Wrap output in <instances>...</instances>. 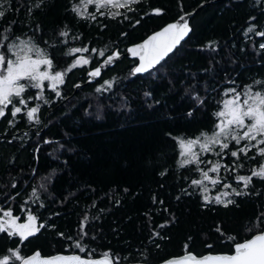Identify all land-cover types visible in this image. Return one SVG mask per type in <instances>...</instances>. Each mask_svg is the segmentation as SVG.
Instances as JSON below:
<instances>
[{
	"label": "trees",
	"instance_id": "obj_1",
	"mask_svg": "<svg viewBox=\"0 0 264 264\" xmlns=\"http://www.w3.org/2000/svg\"><path fill=\"white\" fill-rule=\"evenodd\" d=\"M84 1L0 0V44L27 39L64 73L57 89L26 88V106L13 98L21 113L13 117L9 105L0 118V217L10 211L25 221L31 213L38 225L27 239L0 232V262L19 264L37 250L109 255L116 264L232 253L235 243L264 231V180L252 177L245 187L237 179L259 170L264 156L252 148L237 160L233 141L221 155L216 147L199 165L188 164L179 139L216 130L228 89L264 92V36L257 35L264 0H136L115 13L90 5L83 15ZM203 4L190 37L159 66L135 73L138 61L124 57L84 84L107 55ZM81 57L89 63L72 67ZM216 164L218 172L208 171L219 181L210 197L192 182Z\"/></svg>",
	"mask_w": 264,
	"mask_h": 264
},
{
	"label": "snow or ice",
	"instance_id": "obj_2",
	"mask_svg": "<svg viewBox=\"0 0 264 264\" xmlns=\"http://www.w3.org/2000/svg\"><path fill=\"white\" fill-rule=\"evenodd\" d=\"M95 2L100 3L101 7H105L107 4L112 3V0H87L89 4ZM73 11H77V8L74 7ZM155 11L156 14H159V10ZM4 15V11H0V18H3ZM181 20H183V17H181ZM189 31L190 28L186 21L182 24H170L161 31L149 36L137 48L130 49L129 51L133 55H138L140 59V64L134 69V72H145L159 64L169 53L173 52ZM248 31H253V28L250 27ZM61 35H67V33H61ZM257 35L264 36V32H259ZM14 47L16 48L15 51L13 50ZM260 47L264 48V44H261ZM0 48H6L7 52L15 57V59L10 58L4 51H0V118L5 117V110L9 105H13L11 112L13 117L21 113V107L15 106L13 98H19L17 101L19 104L27 105V101L22 97L26 85L21 83V81H27L30 86L37 88L41 87L42 81L44 80L52 81L53 87L56 83L63 82V72L56 71L51 73L47 70L41 71V66H45L46 69H51L53 61L42 50L29 46L28 42L21 41V45L16 46L0 44ZM87 51V48L72 50L73 53ZM32 54H35L37 58L34 59ZM100 55H103V53H100ZM112 59L113 57L110 56L106 63L111 62ZM81 63L88 64L89 60L81 57L75 61L72 67H76ZM99 74L100 68H96L90 72L91 76H98ZM105 83L110 86V82L106 81ZM226 95L229 98L222 101L220 110L215 113L218 118L215 125L216 130L211 135L202 133L203 140H201V137H197L195 140L181 141V146L185 148V152L182 155L190 157L186 158L184 163H196L199 165L202 162L199 155L193 151L194 146L197 144L200 145L201 150L204 152L212 151L213 146H218L219 151L215 154L219 156L225 149H229L230 142L234 141L237 147L236 150L231 151V156L237 160H239L241 155L247 156L252 148H257L258 154L264 156V92H253L252 88L248 87L241 93L235 88H230L227 90ZM200 103L203 104L204 101L201 100ZM37 111L38 109L36 107L31 108L27 112L28 118H33ZM189 115H192V113L189 112ZM219 167V164L213 165L209 171L218 172ZM203 176L205 179H211L208 171H204ZM252 177H259L264 180V165H261L259 170H253L251 176H239L237 179L238 181L244 182V186L247 187ZM218 182V180L212 179L213 184ZM192 183L199 185L202 181L194 180ZM225 187L231 186L225 185ZM233 191L235 192V189ZM235 194L242 195L243 193L235 192ZM216 202L224 203L219 197H217ZM230 203L233 202L231 200L227 201L225 206ZM4 216L11 217V212H4ZM17 219L13 218L10 222H5L9 224V228L15 229L9 232V235L18 234L22 239H27L28 236L33 235L31 222L35 220V217L29 215L28 223L19 225L16 224ZM5 231H8V229L4 227V224H0V232ZM15 255L16 259H22L18 251ZM38 256L39 254L37 253L31 259L23 258V264H56L57 261L61 260L68 262L75 261L76 264H110L107 256L98 261H88L78 256L37 260ZM189 261L192 264H264V231H259L251 239L245 240L244 242L235 243L234 252L231 255L209 256L204 258L189 256L183 260L176 259L166 262V264H188ZM7 262L8 257H5L0 264H7Z\"/></svg>",
	"mask_w": 264,
	"mask_h": 264
},
{
	"label": "water",
	"instance_id": "obj_3",
	"mask_svg": "<svg viewBox=\"0 0 264 264\" xmlns=\"http://www.w3.org/2000/svg\"><path fill=\"white\" fill-rule=\"evenodd\" d=\"M204 6H205V4L200 5L196 10L186 12V13L182 14L180 17H178L176 20L171 21V22H169L168 24L164 25L163 27H161V28H159V29L153 31V32L150 33L145 39H143V40H141L140 42H137V43L132 44L131 46H129V47L127 48V50H126L124 53H120L118 50H116V51L110 53V54L107 55V56H106V57H105V58H104V59H103V60H102V61H101V62H100L95 68H93V69H91V70L89 71V73H88V79H87V81H86L84 84H85V85H88V84H94V83H96L99 79L102 78L103 74H104L108 69L114 67V66H115L118 62H120L124 57H127V58H129V59H136V60L138 61V65H137V67H138L139 64H140L139 56H138V55H133V53H132L131 51H129L130 49L137 48V46H138V45H141V44H142V43H143V42H144L149 36H151V35H153V34L159 32V31H161L164 27H166V26H168V25H170V24H174V23H180V24H182V23H184V22L186 21V22L188 23V25H189L190 31H189L188 34L184 37V39L181 40L180 44L177 45V47L173 50V52H174V51H175V50H176V49H177L182 43H184L185 41H187V39L190 37V35H191V33H192L191 20H192V18H193V16H194L195 12H196L197 10H200V9H201L202 7H204ZM181 17H183V20H181ZM173 52H172V53H173ZM172 53H169V55L172 54ZM169 55H168L167 57H165V59L162 60L159 64H157V65H155L154 67L150 68L148 71L153 70L154 68H156L157 66H159L162 62H164V61L169 57ZM110 56L113 57V59L111 60V62L106 63V61L108 60V58H109ZM96 68H100V74H99L98 76H91V75H90V72H91V71H94ZM148 71L141 72V73H146V72H148ZM78 88H79V86L77 85V86H76V90H77ZM251 238H252V237H251ZM251 238H250V239H251ZM233 252H234V251H233ZM233 252H232V253H207V254L202 255V256H198V255H196V254L193 253V252H189V253L182 254V255H180V256L171 257V258H169V259H167V260H165V261H163V262H161V263H158V264H166V262L174 261V260H176V259L183 260L184 258L189 257V256H195V257H197V258H204V257H209V256H213V257H214V256H219V255H231V254H233ZM37 253L39 254V256L37 257V260H49V259H52V258H54V257H73V256H78V257H80V258H82V259H84V260H88V261H98V260H101V259L105 258V256H107V258H108L109 261H110V264H116V263L114 262V260L112 259V257L109 256V255H103V256H100V257H94V258H92V257H85V256H82V255H80V254H78V253H70V254L58 253V254H55V255L44 256V255H42V253H41L39 250L33 252L32 254H30V255H28V256H26V257H24V258H29V259H31V258H32L35 254H37ZM19 264H23V259L20 261ZM56 264H76V262H75V261L68 262V261L61 260V261H57ZM120 264H144V263H120ZM188 264H192V262L189 261Z\"/></svg>",
	"mask_w": 264,
	"mask_h": 264
},
{
	"label": "rangeland",
	"instance_id": "obj_4",
	"mask_svg": "<svg viewBox=\"0 0 264 264\" xmlns=\"http://www.w3.org/2000/svg\"><path fill=\"white\" fill-rule=\"evenodd\" d=\"M133 1H136V0H112V3L107 4V5L105 6V8L108 9L110 13H115L116 11L118 12L119 9L125 7L126 5L132 3ZM90 5H93V6L95 7L96 10H99V9L103 8V7L100 6V3H98V2H95V3H91V4H89V3H87V0H86V1H84V2L82 3L81 7L78 8V11L84 15V14L87 13V10H88V8H89ZM21 41L28 42L29 46L34 47V48H36V49H40V50H42L40 46H37L36 44L32 43L31 41H29V40H27V39H23V40H20V41H17V42L11 43L10 45H11V46L21 45ZM1 49H2V48H0V51H1ZM13 50L15 51L16 48L14 47ZM42 52L44 53L43 50H42ZM44 54H45V53H44ZM32 55H33V58H34V59L37 58L35 54H32ZM45 55H46V54H45ZM46 56H47V55H46ZM9 57L15 59V57L12 56L11 53H10V56H9ZM47 57H48V56H47ZM85 59H87V58H85ZM88 60H89V59H88ZM74 63H75V61H74ZM74 63H73V64H74ZM81 64H83V63H81ZM45 70H47V71H49V72H51V73L56 72V71L53 70V67H52L51 69H46L45 66H41V71H45ZM59 72H62V71H59ZM21 83H24V84L26 85L25 89L28 88V87L30 86L29 82L21 81ZM33 83H34V82H33ZM60 84H61V83H56L55 86L53 87V82H52V81H50V80H44V81H42L41 87H39V88L34 87V88H36V89H42V88L45 87V85H47V87H49V88L57 89V87H58ZM31 87H32V86H31ZM99 87L101 88L102 86H99ZM252 91H253V90H252ZM253 92H255V91H253ZM22 94H23V93H22ZM228 98H229V96H227L224 100H226V99H228ZM208 135H211V133L208 134ZM189 140H195V139H189ZM201 140H203V137H201ZM181 141H188V139H182V138L179 139V146H180V151H181V156H182V162L184 163V160H185L186 158H190V157H186V156L182 155V153L185 152V148L181 146ZM216 147H218V146H213V150H212V151H214ZM193 151L196 152L199 156H200L201 154L206 153V152H204V151L201 150L199 144H197V145L194 146ZM208 152H211V151H208ZM211 168H212V167H211ZM207 171H209V170H207ZM209 177H211V176H209ZM212 179H214V177H213V178L211 177V179H205L204 176H203L202 179L200 180V181H202L201 185H202V187L204 188L203 191H204L208 196H210V197H211V195H212V194H211V188L213 187V186H212V184H213V183H212ZM225 194H226L225 192L217 193V194L214 195V197H215L216 200H217V197H219V199L221 200V199H224ZM4 212H6V211H4ZM4 212H3V215L0 217L1 224H4V227H5L6 229H8L9 232H12V231H14L15 229H13V228H9V224H8V223H5V222H6V221H9V222H10L13 218H17V217H14L12 214H11V217L4 216ZM29 215L34 216L33 214L28 213L27 216H26V220H25V221H20L19 218H18V219L16 220V224L19 225V224H25V223H28V216H29ZM34 217H35V216H34ZM31 225H32L33 234H34V233H36L37 230H38V225H37L36 217H35V220L31 222Z\"/></svg>",
	"mask_w": 264,
	"mask_h": 264
}]
</instances>
